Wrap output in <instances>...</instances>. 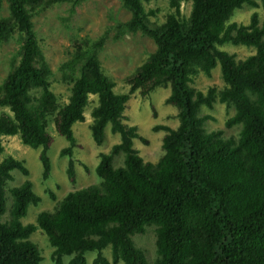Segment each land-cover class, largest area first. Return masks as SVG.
Wrapping results in <instances>:
<instances>
[{
	"label": "trees",
	"instance_id": "obj_1",
	"mask_svg": "<svg viewBox=\"0 0 264 264\" xmlns=\"http://www.w3.org/2000/svg\"><path fill=\"white\" fill-rule=\"evenodd\" d=\"M4 1L9 14L0 17V42L18 34L20 46L18 61L0 83V137L18 136L24 145L40 148L47 179L52 120L69 141L60 155L69 156L66 173L75 183L73 125L85 121L84 111L95 95L89 126L93 140L101 145L108 125L121 140L100 153L95 168L99 184L68 192L53 210L41 211L35 223L26 225L21 219L41 196L25 161L3 156L0 140V264H41L30 240L37 228L54 247L55 264H65L64 255L71 256L67 264H87L88 251H98L92 264H148L132 238L147 225L155 226L154 264H264V0H169L171 11L159 24L150 20L156 11L144 6L152 0H122L131 17L114 26V38L140 31L155 49L124 78L128 90L117 92L99 58L109 31L96 39L75 40L63 65L62 80L71 83L64 102L51 87L52 69L32 12L62 1L72 2L74 11L81 0H0V10ZM184 3L190 4L188 15ZM245 4L261 8L262 17L254 11L248 23L231 21ZM227 42L256 51L236 60L220 48ZM217 63L222 89L210 86L204 92L190 85L200 73L210 76ZM158 87L170 88L165 102L178 108L179 123L153 127L166 132L164 153L156 162H146L133 146L135 138H143L125 122V110L136 92L147 97ZM217 99L234 107L225 126L241 124L237 139L225 137L222 129L204 128L211 116H198V111L202 105L211 108ZM120 153L124 164L115 167L113 159ZM13 170L26 179L9 189L12 203L9 219L3 221ZM49 195L56 198L52 191ZM106 247H111L110 259L102 254Z\"/></svg>",
	"mask_w": 264,
	"mask_h": 264
},
{
	"label": "rangeland",
	"instance_id": "obj_2",
	"mask_svg": "<svg viewBox=\"0 0 264 264\" xmlns=\"http://www.w3.org/2000/svg\"><path fill=\"white\" fill-rule=\"evenodd\" d=\"M72 2L62 1L48 7H41L32 12L34 29L40 40L47 61L49 62L52 75V89L62 102L67 101L70 95L71 83L62 80V75L67 67L63 68L64 63L71 57L74 41L88 37L96 39L100 35L109 31L108 39L104 48L99 53L104 72L116 82L114 90L125 92L128 85L124 78L134 72L155 49L154 41L148 36L138 31L137 33H126L120 38H114L116 33L114 26L121 21H127L131 13L123 6L122 0H81L72 11ZM146 10H155V15L150 16V20L157 24L164 21L170 12L169 0H152L144 3ZM254 11H258L262 17V9L245 4L236 9L231 21L248 23ZM190 4H183V13L188 15ZM9 14L8 3L3 2L0 10V17ZM20 46L19 35L15 34L8 41L0 42V83L18 61V49ZM223 50L234 54L236 60H241L254 53V46L233 44L231 42L221 45ZM64 69V70H63ZM190 85L204 92L210 86L222 89L224 81L221 76V67L217 63L212 69V74L207 76L204 73L196 75ZM170 93L169 87H158L147 97L135 93L127 104L125 110V122L135 126L141 138L133 140V146L138 150L140 156L146 162H156L164 153L162 138L164 130L155 131L153 127L157 124H167L176 127L179 123L177 117L178 108L165 102ZM97 96H92L89 105L85 109V121L76 122L73 125L77 146L74 148L72 158L75 161L76 182L72 183L66 173L69 156H61L60 152L69 145V141L61 135L55 128L54 122L49 121L48 131L52 136L48 155L51 161V173L47 179L43 178V168L40 160V148H32L24 145L18 136H2L0 140L5 147L3 156H14L23 159L30 171L28 178L33 182L34 191L41 196L38 205L29 207L26 216L21 222L26 225L35 223L37 215L41 211H51L62 200L64 196L73 190L80 189L90 184H99L101 178L96 173V166L100 160V153H107L111 147L121 140L120 134L112 133L110 125L106 127L105 140L98 145L93 140L89 128L92 122L91 109L97 103ZM235 109L221 103L218 99L211 108L202 105L198 111V116L210 115L211 118L203 124L206 131L222 129L225 137L238 138L241 124L233 127H226V120L233 116ZM124 164V154L120 153L113 159L115 167ZM13 179L6 185V207L7 212L2 216V220L9 219V209L12 203V195L9 191L11 187L20 185L26 177L18 170H13ZM52 191L56 198H50L49 192ZM136 247L144 253L148 264H154L157 257L155 244V226L147 225L143 233L132 236ZM30 240L37 246L42 256L41 264H55L51 258L54 247L50 244L46 233L37 228L30 235ZM98 251L86 252L87 264H92ZM102 254L111 258V247H106ZM71 256L64 255L63 261L67 264ZM118 264H123L119 262Z\"/></svg>",
	"mask_w": 264,
	"mask_h": 264
}]
</instances>
